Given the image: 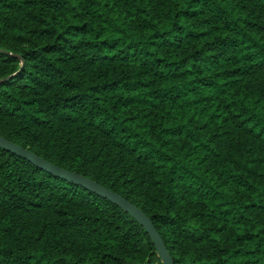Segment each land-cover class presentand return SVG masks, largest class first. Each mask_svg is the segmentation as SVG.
<instances>
[{"label":"trees","instance_id":"obj_1","mask_svg":"<svg viewBox=\"0 0 264 264\" xmlns=\"http://www.w3.org/2000/svg\"><path fill=\"white\" fill-rule=\"evenodd\" d=\"M0 137L175 264H264V0H0ZM0 264L163 263L0 147Z\"/></svg>","mask_w":264,"mask_h":264},{"label":"water","instance_id":"obj_2","mask_svg":"<svg viewBox=\"0 0 264 264\" xmlns=\"http://www.w3.org/2000/svg\"><path fill=\"white\" fill-rule=\"evenodd\" d=\"M0 147L11 152L16 157L29 161L37 168L51 174L52 176L66 180L82 188H85L86 190L93 192L94 194L106 200H109L110 202L121 208L123 211L131 215L134 219H136L146 229L148 234L151 236L154 244L156 245L162 263L175 264L161 236L158 234L151 220L144 214L142 210L135 207L126 199L98 185L97 183L89 179L83 178L77 174H72L64 169H61L47 162L46 160L38 157L37 155L31 153L29 150L10 143L9 141H7L2 137H0Z\"/></svg>","mask_w":264,"mask_h":264}]
</instances>
